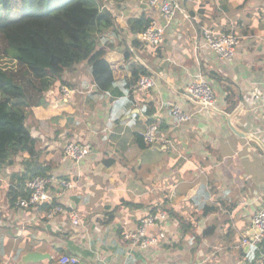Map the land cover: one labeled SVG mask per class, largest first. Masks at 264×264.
<instances>
[{"label": "crops", "instance_id": "obj_1", "mask_svg": "<svg viewBox=\"0 0 264 264\" xmlns=\"http://www.w3.org/2000/svg\"><path fill=\"white\" fill-rule=\"evenodd\" d=\"M176 2L157 46L132 45L130 27L137 17L164 24L159 6L107 3L114 26L96 34L97 49L114 83L98 90L82 62L44 93L46 104L31 108L25 126L35 155L12 150L0 170V264H61L64 255L77 264H260L264 239L256 246L248 240L256 235L253 217L264 209V118L255 97L264 92V39L253 38L264 31V0ZM199 26L241 37L231 61L195 49ZM141 74L156 85L138 89ZM198 74L217 99L211 108L186 94ZM173 104L192 118L175 122ZM149 120L167 145L141 142ZM65 140L87 147L86 157L62 160ZM30 162L75 184L60 198L66 213L44 219L39 207L10 205V188L28 180ZM160 210L167 218L149 234L163 232L164 240L142 248L124 239ZM72 212L81 221L76 227ZM31 252L43 256L25 261Z\"/></svg>", "mask_w": 264, "mask_h": 264}, {"label": "trees", "instance_id": "obj_2", "mask_svg": "<svg viewBox=\"0 0 264 264\" xmlns=\"http://www.w3.org/2000/svg\"><path fill=\"white\" fill-rule=\"evenodd\" d=\"M110 1L127 0H0V170L12 150L34 157L26 118L31 108L46 104L44 93L56 86L65 71L87 62L98 90L107 91L114 83L96 36L114 26L106 8ZM152 21L148 17L131 20L132 45L140 43L137 35ZM140 140L143 143L141 136ZM45 170L30 162L27 178L45 175ZM24 182L10 188V205L24 196ZM48 209L46 204L38 208L44 219Z\"/></svg>", "mask_w": 264, "mask_h": 264}, {"label": "built area", "instance_id": "obj_3", "mask_svg": "<svg viewBox=\"0 0 264 264\" xmlns=\"http://www.w3.org/2000/svg\"><path fill=\"white\" fill-rule=\"evenodd\" d=\"M141 1L148 5L159 6L164 24L159 25L152 21L143 32L137 35V39L142 45L157 46L163 42L166 26L173 20L176 11L179 8L178 4L176 0ZM262 20L264 22V16L262 17ZM253 38L264 39V31L253 36ZM197 39L198 42H195V49L204 47L215 53L218 58L224 61H231L236 47L240 43L241 37L231 32H216L209 28L201 27ZM155 85V78L146 74L138 76L135 82V86L138 89L145 91L151 89ZM61 91L65 96L69 94V90L65 87H61ZM186 94L190 98L200 102L206 108L213 107L217 101L210 82L201 74L195 75L188 83ZM255 97L259 100L262 117L264 118V92L260 93L259 91H256ZM170 115L178 124L188 122L192 118L191 114L184 112L176 104L171 105ZM141 138L144 145L147 146H152L156 143L165 145L169 143L167 138L159 134L158 125L155 122H149L145 125L144 130L141 133ZM88 152L89 150L87 147L70 140H65L62 148V160L70 159L75 163H79L86 157ZM74 188L75 184L71 180L58 176L55 172L34 176L23 183L22 192H24V196H19L14 202L13 207L18 209L40 207L46 204L49 206L46 216L48 219H51L56 215L66 213V209L61 204L60 198L64 192L71 191ZM68 217L73 227H76L81 223L76 213H69ZM166 218L167 214L161 210L154 214H148L141 218L139 225L135 230L124 234V239L132 243L134 246L142 248L154 246L159 241L164 240L166 236L163 232L151 236L149 230L162 223ZM252 226L256 235L251 241L248 240V243L256 246L262 241V239H264V209L255 214L252 219ZM78 261L79 260L76 257L68 255L59 258L61 264H77ZM263 262L264 254L262 255L260 264Z\"/></svg>", "mask_w": 264, "mask_h": 264}, {"label": "water", "instance_id": "obj_4", "mask_svg": "<svg viewBox=\"0 0 264 264\" xmlns=\"http://www.w3.org/2000/svg\"><path fill=\"white\" fill-rule=\"evenodd\" d=\"M196 190V186L193 187L188 193H187V197L186 198H190L191 195H193L195 193ZM42 254L41 253H37V252H31L28 253L24 256V260L27 262H33L36 260H39L42 258Z\"/></svg>", "mask_w": 264, "mask_h": 264}]
</instances>
